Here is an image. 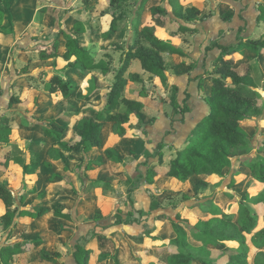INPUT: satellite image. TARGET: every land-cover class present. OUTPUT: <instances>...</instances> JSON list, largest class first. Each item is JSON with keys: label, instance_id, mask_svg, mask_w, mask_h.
Masks as SVG:
<instances>
[{"label": "trees", "instance_id": "trees-1", "mask_svg": "<svg viewBox=\"0 0 264 264\" xmlns=\"http://www.w3.org/2000/svg\"><path fill=\"white\" fill-rule=\"evenodd\" d=\"M127 0H109L108 14L112 16L109 28L104 36L108 37L117 30V16L115 7ZM146 0H141V6ZM118 14V19L122 16ZM152 13L163 20L164 26L158 27L154 24L145 25L140 30L136 28L132 41L121 56L119 68L110 66L107 59L101 58L97 61L92 58L88 51L81 46L77 39L68 36L65 42L66 51L57 55L56 52L42 54V59L60 58L65 61L66 68H74L84 75L91 71H97L103 75L114 76L113 82L104 90L102 103L98 109L89 108V115H85V109H74L72 117L76 121L75 129L70 131L67 138H62V132L53 129L51 122L39 118L28 122L27 126H38L43 136H52L57 142L49 149L47 160L42 165L51 167L53 161H57L65 153L71 152L77 145L81 146L83 154L97 150L101 146V130L104 121L113 122L112 132L118 137L134 136L129 129L131 119L135 117L138 126L144 123L141 111L144 107L142 101L130 98L125 94V86L128 82H142L143 78L138 73H131L125 76L132 59L140 62L141 69L150 76H156L161 83L166 81L164 52H182L166 30L171 33L192 31L185 21L193 20L199 11L195 7H183L180 0H162L161 4L152 8ZM3 11L0 10V27L3 20ZM210 14L204 15L208 16ZM203 17V16H202ZM257 21H264V9L262 8L257 16ZM76 30L81 31V24H76ZM80 26V27H79ZM241 32V28H239ZM141 39L148 42L143 45ZM1 40V32H0ZM57 45L55 42L52 46ZM241 46H245L250 52L260 54L264 52V30L254 31L244 38L238 35V43L228 46L218 45L221 53L212 62L210 74L211 90L210 94L204 98L208 104L207 114L196 124L192 134L188 136L183 146L176 149L175 156L166 165L152 164L148 159L141 165L145 166V178L147 182H154L161 176L174 177L184 182L192 175H213L220 177L226 168L232 165L231 156L246 150L250 152L252 137L241 127L240 123L250 120L253 117L264 115V97L257 91V83L252 75V66L249 62L237 64ZM115 49V48H113ZM105 57L110 58L109 54ZM51 83L48 90L55 92L59 90L63 97H70L75 85L62 76L55 73L49 78ZM201 85V80L199 82ZM175 88L176 86L173 85ZM146 92V90H145ZM28 88H23L18 95H14L9 100V106L26 101ZM174 102V101H173ZM179 113H184L187 107L180 108ZM124 106V111H119L120 106ZM13 129L8 123L6 116L0 117V171L15 175V170L22 165L21 158H15L13 154L21 153L20 144L12 141ZM44 140L40 141V145ZM25 146L28 143L25 142ZM104 156L115 163H123L116 150L107 147L103 151ZM17 157V156H16ZM250 161L248 166L252 169L251 185L245 196L238 198L236 203L230 204L226 210L216 207L209 216L199 218L194 224H190L182 218L180 213L168 217L172 223L173 230L177 238L169 243L168 257L169 264H248L246 235H251L255 246L264 250V159L259 156H242L240 160ZM21 159V160H20ZM30 163L40 164L38 157L30 158ZM103 164V156L98 155L92 160H88L83 166L85 170ZM25 167V165H24ZM81 166L75 169L80 171ZM86 179V178H85ZM88 181L94 186H100L102 181ZM199 186L207 183L199 179ZM130 191V190H128ZM45 191L38 195L41 199ZM154 194L150 195V211L157 209V202ZM0 200L4 204V212L1 215L2 229L10 234L16 225L17 218L21 216L40 217L50 211L44 207L34 209L31 207L19 208L15 206L17 198L13 194L10 186L0 181ZM261 205V209H258ZM241 209L242 218L239 223L241 229L232 219L235 208ZM56 217L68 218L69 214L60 209L52 210ZM99 211L95 213L98 216ZM196 235V239L202 241L201 245H193L188 241V236L183 229ZM42 238L38 235L34 240L17 241L13 244L0 247V263L13 264L23 258V254L31 247L41 243ZM223 243H236L237 247H230L224 251L213 250L209 245L216 246ZM260 251V252H261ZM133 255L140 258L133 252ZM41 258L55 262V256L41 251ZM109 254L99 255V260H105ZM76 264H85L88 258V250L83 245L77 243L73 252ZM255 258L254 264H264ZM114 264H120L117 255L112 257ZM158 264V263H155Z\"/></svg>", "mask_w": 264, "mask_h": 264}, {"label": "crops", "instance_id": "crops-1", "mask_svg": "<svg viewBox=\"0 0 264 264\" xmlns=\"http://www.w3.org/2000/svg\"><path fill=\"white\" fill-rule=\"evenodd\" d=\"M28 1L31 0H14V7L10 11L9 17L13 16L14 20L16 21L23 19V14L25 12L26 14L27 12L29 13L30 10L27 4ZM37 1L39 3L37 4V10L39 11V13L42 11V14H40L42 15V20L39 13H35L34 19H36L37 21H42L44 24L46 17L48 18L47 15L51 14V10L53 9L57 10V14L54 18L55 21L58 20L57 17L63 14L62 13L60 15V0H58V2H54V0ZM67 1L71 2V8L66 11L67 13L65 14L64 18H70L71 15L73 16L75 14L83 12V9L81 11H76L75 8H73V5L78 0H74L73 2L70 0ZM87 1L90 2V0ZM161 1L162 0H146L141 6V0H139L134 12L135 14L128 15V17L125 18V27L127 25V30L125 27H122L120 29V32L127 34H129L130 32L134 33V30L136 28L140 30L143 26L152 24L158 27H163V20L157 18L152 13V8L159 6L161 4ZM180 2L184 8L195 7L199 11V13L195 19L185 21V24L189 28H191L192 31L178 32L176 34L171 33V30L169 29L165 31L167 35L175 40L177 47L182 51L180 53L164 52L165 61L167 60V58L169 59V70L165 71L166 76L170 79L175 76L177 79L176 83L173 82V85L177 86L173 99L174 102L170 100L173 110L166 114L162 113V115L154 113L151 115V117H154L155 115L157 120V123L154 127V133H159L164 136L163 143L166 145V148H162V151L158 153L159 156L157 157V155H154L155 153L153 151L155 149V142L153 140H151L153 141L151 142L149 136L145 137L144 139H142L140 135L123 138L118 137L112 132L113 122L104 121L100 134L101 146L99 149L90 151L85 156V154L83 155L81 152V146L77 145L71 152L65 153L61 156L60 159H58L57 161H53L51 167H46L43 166L42 163L47 160L48 151L56 144L57 140L52 136L42 135L44 144L41 145V149L39 150L38 160L40 163V170L37 173L36 186L41 193L44 190L46 193L43 198L38 199L39 202H37V207H44L50 212L54 209H60L61 211L66 213H73V208L77 206V202L80 197L73 192L71 185L63 184L64 175H67L73 182H75L79 181L77 178V173L82 175L86 173L87 176L83 177V186H86L88 184L87 181L84 182V180L95 181L97 179L103 182L108 179L110 180L112 176L120 178V175L123 174V171H120V173L118 172V163L112 162L104 156L103 151L107 147H112L113 149H115L121 159L127 157V159L130 160L129 165H131V167H134V165H137V163L145 159H148V161L152 164L155 163L159 165H165L166 160L172 159V153H174L175 149L183 146L188 136L192 134V131L195 128L196 124L207 114L209 110L208 104L206 103L204 98L210 94L211 90L209 72L211 70L212 62L221 53L218 45L228 46L231 44H237V33L239 27H243L242 37L244 38L248 37L254 31H258L260 29L264 30V21H257V16L259 15L260 10L262 8L264 9V2H261L259 7L255 8L254 5L256 1L254 2L253 0H180ZM84 4L87 3L85 2ZM88 4L91 5V3ZM88 4L87 8L89 7ZM207 14L210 15L204 16ZM76 23L81 24V27H83V29L88 28L86 22L77 21ZM128 24L130 26H128ZM53 30H55V28H52V31ZM79 33H81V31L78 32V34ZM115 33L116 31L106 39L111 40ZM104 40L102 39V41ZM55 41L56 40H53V42ZM77 41L87 50V45L85 44V42L83 43V38L79 37L77 38ZM113 41L114 40L105 41L104 45L102 44V46L107 47L113 45L112 47H115L114 45L116 44V42ZM144 42L146 43V45L149 44L146 41ZM2 49L5 48L2 47ZM110 50H112V48H110ZM20 51L21 50H17L15 53H17L18 55ZM23 51L25 53H29V51L25 49H23ZM65 51L66 50L59 49V51L56 53L57 55H61ZM106 53L108 54V52H105V54ZM105 54L99 59H107L109 63L111 55L109 54L110 58H107L105 57ZM239 55L240 56H238L237 64L246 61L251 64L252 75L257 83V91L261 94V96L264 97V52L255 54L250 52L245 46H241ZM121 56L119 58L120 63ZM111 67L115 69L119 68L117 66ZM67 71V73L62 75V77L64 79L67 78V76L70 77V82L77 87L80 80L74 77V73L78 71L74 68H69L67 69ZM127 73H138L140 77L143 78L144 76L142 75V73L146 72L141 69L140 62L137 59H132L126 74ZM170 74L172 76H169ZM8 75H11V72ZM25 76L26 74H24V78ZM200 80L201 85H199ZM30 84L32 83L30 82ZM23 88H28L29 92L28 86H23L22 88L19 87V91ZM31 89H33V87ZM19 91L17 93H19ZM41 91L42 92H39V99L44 98L45 96L48 97L49 95H54V93H50L43 89H41ZM147 91L148 90H146V92ZM133 94L134 95L129 94L128 97L138 99L144 104V98L140 97L137 92ZM28 101L29 98L27 94V99L23 103H25L26 105L29 103ZM23 103H21L20 105H22ZM174 103H176L178 106H181L182 108L187 107L186 111L182 114L179 113L178 110L175 109L176 106ZM99 106L100 104H98L97 106L89 105L87 107H79L78 105H76L78 109H85V115H89V108L98 109ZM165 111L168 112V110ZM240 125L246 131V133L250 137H252L251 149L248 154H246V150H241L239 153L232 155V165L226 168L223 172V175L220 177L206 174L192 175L186 181L181 182L174 177L161 176L154 182L148 183L153 185V194L154 196H156L157 200L163 198V196L179 195L180 198H178L179 201L176 202L175 207L172 206L168 208L165 206L164 202L158 201L157 209L151 212V198L146 195V193H141V189H143V187H140L138 190L134 191L130 196L131 200L133 201L134 207L140 209L143 212L148 211L150 218L147 221H141L140 223H138L137 221H133L136 217V215H134V218L132 217V220L128 221L125 226H122L124 227L127 235L125 236V240L121 242L116 240V243H119L118 251L114 252L111 247L113 246L112 241L102 237V235L97 234L89 240L87 239L88 241H86L83 247L84 249L91 251L88 264H103L104 261H106L107 264H114L112 257L115 254L117 255V259L120 264H141L142 262L140 263L138 261L139 258L135 257L133 255V252L139 257L146 258L148 262H151L152 264H169V243L172 240H176L177 238V235L173 230L172 223L168 219V217H171L170 215H172V213L175 214L178 212L180 213L182 218L186 219L190 224H194L195 221H197L199 218L209 216L216 207H219L224 211L229 207L230 204L236 203L238 198L245 196L248 188L252 183V169L248 166V163L250 161L249 158H246V160L242 161L240 160V158L242 156H250L251 158L254 156H259L260 158L264 159V115L261 117H253L250 120H245L241 122ZM15 127H20L26 130L24 125H20V122L15 123ZM69 135L70 132L63 138L65 139ZM166 149L170 151L166 153ZM98 155L103 156V164L100 166H94L92 169L85 170V167H83V165H85L84 163H86L88 160L96 158ZM85 158H87V160ZM65 159L68 162H65ZM80 165L82 167L81 170H76L75 168ZM18 167L15 170V175L12 176L13 178L17 175ZM144 173L145 169L143 174ZM2 174L11 176L10 174H8V172H2ZM49 176L53 177L54 179L48 182ZM199 179L204 180L207 184L204 186H199L197 184V181ZM112 182H114V184L117 183L115 180H112ZM85 197L87 199L88 196ZM112 201L114 203L115 200ZM2 203L3 202L0 200V205ZM108 203L111 204L112 202L108 201L106 203L103 202L99 204V207L103 211H105V213V208L107 207ZM77 207L78 212H81L83 210L82 206H80L79 204ZM258 207V209H261V205H258ZM43 217H45V215ZM110 218H114V216L104 217L98 220L97 223H111L110 221H112V219ZM241 218V209L239 207H236L232 221L236 225H238L240 229L241 227L239 223L241 221ZM57 221H63V219L57 218ZM145 222L147 223L146 226L149 228V231L151 230V232L149 233L148 229L146 231H143L144 229L141 228V224H145ZM119 227V223H116L114 226L109 227L108 231L118 229ZM183 230L188 236V241L191 244H202V241L196 239V235H194V233L189 232V230L185 228ZM148 234L151 235V238L150 236H148ZM11 235L13 236V239L9 241V237L6 238L5 236L0 239V246L13 244L17 241H31L36 239L38 235L42 238L41 243H39L37 246L29 248L24 252V263L26 264H30L28 260L29 254L31 255L32 252H36L37 254H39L41 251H45L48 254L55 256V261L59 260L60 262H63L65 259H67L65 260L66 262L64 261L66 264H75L73 254H71L70 257L66 258H64L63 255V251L71 249L70 245L73 244V241L75 239H73V237L75 236V234L41 233ZM246 239L247 246H249L251 250V245L253 246V244H249L251 235H246ZM109 242L111 243V245L109 244ZM53 244L54 246L51 249L50 246ZM237 246L238 244L236 243H223L216 246L209 245V248L213 250L224 251L230 247ZM254 248L257 252L252 253V258H255V255L262 250L257 247ZM56 250L62 252L60 259H58V256L60 255L56 253ZM72 252H74V250ZM109 253H111V255ZM104 254H109L110 257L105 260H99V255ZM97 256L98 260L96 258ZM42 260V264H46L48 261L43 258ZM196 264L205 263L198 262Z\"/></svg>", "mask_w": 264, "mask_h": 264}, {"label": "rangeland", "instance_id": "rangeland-1", "mask_svg": "<svg viewBox=\"0 0 264 264\" xmlns=\"http://www.w3.org/2000/svg\"><path fill=\"white\" fill-rule=\"evenodd\" d=\"M55 1L58 2V0H54V2ZM70 1L73 2L74 0ZM253 1H256L254 8L259 7L260 3L264 2V0ZM85 2L87 4L91 3V5L88 4L89 7L87 8V4H84ZM138 2L139 0H127L121 3L119 7H115L117 30L111 40H114L116 44L114 45L115 47H112L113 45H106L107 47H104L102 44L104 45L105 41H111L106 39L107 37L104 36L112 18V16L107 13L109 0H90V2L87 0H78L73 5V8H75L76 11H81L83 9V12L73 16L71 15L70 18L64 17L67 13L66 11L71 8V2H68L67 0H60V15L62 13L63 14L57 17L58 20L55 21L54 18L57 14V10H51L52 13L47 15L48 18L46 17L44 24L42 21L34 19L35 13H39L37 10V4H39L37 0L28 1L27 4L30 9L29 13L27 12L26 14L25 12L22 17L23 19L17 21L14 20L13 16L9 17L10 11L14 7V0H0V10L4 13L0 27V117L6 116L11 127L13 125V134L11 139L13 142L19 143L22 150L21 153L13 154V156H15L16 159L21 158L23 165L18 167L17 175L14 178L0 172V181H4L10 186L13 194L17 198L15 206H18L19 208H25L26 206L35 209L39 208L37 207V202H39L38 195L41 192L36 186V178L37 173L40 170V164L36 165L30 163V158L33 160L38 157L39 159V150L41 149L40 141L43 136L40 127L27 126L28 122H32V120L37 118L51 122L49 126L61 131L63 138L76 127V121L72 117L71 113L77 108L76 105L79 107H87L89 105L97 106L98 104L101 105V97L104 90L114 80V76L112 74L103 75L97 71H91L89 74L84 75L77 70L78 72L74 73V77L79 79L80 82L77 87H74L70 97H63L59 90H56L55 92H52L54 93L53 96L49 95L48 97L45 96L44 98L39 99V92H42L41 89L51 93V91L48 90V86L51 85L49 82L50 76H53L54 73L62 76L68 72V68L65 67L64 60H61L60 58L54 59L53 57L42 59V54L58 52L59 49L66 50L65 42L68 36L73 38L80 37L83 38V43L85 42L87 45L89 55L94 57L95 60L103 57L105 52H108V54L111 55V59L109 60L110 65L113 67H119V58L127 49L133 37V33L130 32L131 35L130 33H121L120 29L125 27V18L128 17V15L135 14L134 12ZM120 11L122 12V16L118 19ZM41 12L39 15L42 14ZM40 17L42 20V15H40ZM77 21L86 22L88 25V28L85 29L81 27L83 30H81V33L79 34L78 32L80 31L76 30ZM128 26L130 25L128 24ZM52 28H55V30L52 31ZM239 28H241V32H239L238 29L237 40L238 35L242 36L243 32V27ZM102 39L105 40L102 41ZM53 40H56L55 42L57 45L52 46V44L55 43ZM141 42L143 45H146L144 40L141 39ZM2 47L5 49H2ZM110 48H112V50H110ZM23 49L29 51V53H25ZM17 50H21L18 55L15 53ZM165 63V71H168V58ZM10 72L11 75H8ZM24 74H26L25 78ZM142 75L144 76L142 82H128L125 86V94L127 96H129V94L134 95L133 93L137 92L140 97L144 98V107L141 111V117L144 125L138 126L137 120L133 117L131 119V125L133 126L129 129V131L134 135H140L142 139L149 136L150 141L153 140L155 142V149L153 151L155 153L154 155H157L158 157V153L162 151V148H166V145L163 143L164 136L159 133H154V127L157 120L155 115L154 117H151V115L153 113L162 115V113L166 114L173 110L170 100L173 101L174 99L177 86L174 88L173 82L176 83L177 79L175 76L172 79L167 77L166 81L161 83L155 76H150L147 73H142ZM126 76H129V73H127ZM169 76L172 75L170 74ZM69 78L70 77L67 76L65 80L70 82ZM30 82L32 84H30ZM23 86L29 87V103L26 105L23 102H21L23 103L22 105H20L21 103H14L9 106L10 98L19 94L21 92V90L19 91V87L22 88ZM32 87L33 89H31ZM145 90L148 91L145 92ZM18 91L19 93H17ZM178 108L176 107L175 109L179 110ZM180 108L182 107L180 106ZM119 110L124 111V106L121 105ZM165 110H168V112ZM17 122H20V125H24L26 130L20 128L21 126L16 128L15 123ZM25 142L28 143L27 147L25 146ZM168 151L170 150H165L166 153H168ZM175 153L176 149L174 153H172V158L175 156ZM85 159L87 160V158ZM121 160L123 163H118V172L120 173V171H123L120 178L112 176L110 180L108 179L103 181L104 183L100 186H94L91 183H88V181V184L83 186V177L87 176L86 173L82 175L75 172L78 174L77 178L79 180L75 181L76 184L70 179V177L64 175L63 184L71 185L73 192L80 197L77 202V206L79 204L83 208L81 212H78L77 206L73 208V213L67 211L69 213L68 218L56 217L53 215L52 210L48 213V215H45V217H36L37 219L28 216H21L17 218L16 225L12 228L11 233L7 234L2 229L1 225V215L5 209L4 204L2 203L0 205V239L5 236L6 238L9 237V241L13 239L11 234H75L73 237V239L75 238L73 244L70 245L72 250L69 249L67 251H63L64 258H66L73 254L72 251L75 249L77 243L84 245L90 238L99 234L102 235V237L111 240L113 243V246H111L112 250L114 252L118 251L119 243L117 244L116 240L121 242L125 240V236L127 235L124 227L122 226H125L128 221L132 220L134 215H136V217H133V221H137L138 223L141 221H147L150 218L148 211L143 212L134 207L133 201L130 197L131 194L140 187H143V189H141V193H146V195L150 197V195L153 194L152 189L154 188L152 184H148L149 182L146 181L144 175L145 173L143 174L145 166L141 165V163L144 160L137 163V165H134V167L129 165L130 160L127 159V157ZM169 160L170 159L166 160L165 165L168 164ZM65 162L68 161L65 159ZM53 179V177L49 176L48 182ZM112 180H115L117 183L114 184ZM84 182H86V180H84ZM136 184H138V186L135 187ZM85 196H88V200ZM154 198L156 202L162 201L165 206L169 208L176 206V202L179 201L178 198H180V196H163V198L158 200L156 199V196ZM112 200H115L114 203ZM108 201L112 203L107 204L105 213V211L99 207V204L103 202L106 203ZM98 210V216L95 217V213ZM174 215L175 214L172 213L170 216ZM113 216L114 218H110L112 219V221H110L111 223H97L98 220L104 217ZM57 218L63 219V221H57ZM116 223H119L120 227L118 229L108 231V228L114 226ZM146 225V222L145 224H141V228L144 229L143 231L148 229V233L151 232ZM148 236L151 238L150 234H148ZM109 244L111 245L110 242ZM249 244H253V246L256 247L252 239H250ZM53 246L54 244L50 246L51 249ZM253 246L251 245V250L249 246L247 249L248 264H253L255 262V258H259L258 262L261 263L264 261V251L258 252L255 255V258H252V253L257 252ZM90 252L91 251H88L86 264H88V260L90 259ZM40 253L37 254L36 252H32L31 255L29 254L28 260L30 264H42L43 260ZM56 253L60 255L58 256V259H60L62 252L56 250ZM109 254L111 255V253ZM24 258L25 256L23 255L22 259L14 262L13 264H26L24 263ZM96 258L98 260V256ZM64 261H47L46 264H66V261ZM138 261L140 263L142 262L141 264H152L144 257H140ZM103 264H107L106 261H104Z\"/></svg>", "mask_w": 264, "mask_h": 264}, {"label": "water", "instance_id": "water-1", "mask_svg": "<svg viewBox=\"0 0 264 264\" xmlns=\"http://www.w3.org/2000/svg\"><path fill=\"white\" fill-rule=\"evenodd\" d=\"M138 186V184L135 185V187ZM134 187V186H133Z\"/></svg>", "mask_w": 264, "mask_h": 264}]
</instances>
